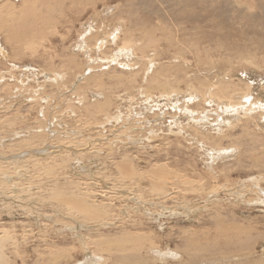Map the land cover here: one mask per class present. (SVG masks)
I'll list each match as a JSON object with an SVG mask.
<instances>
[{"label":"rangeland","instance_id":"374dc122","mask_svg":"<svg viewBox=\"0 0 264 264\" xmlns=\"http://www.w3.org/2000/svg\"><path fill=\"white\" fill-rule=\"evenodd\" d=\"M68 1L0 0V79L5 85L0 86V147L4 146L0 149V235L5 231L10 264H73L82 262L87 253L108 256L106 264H264V203L259 201L264 195L258 189L264 188V110L254 107L235 114L222 109L223 120L228 118L233 126L225 129L222 125L218 133L212 125L220 118L215 115L221 110L217 106L220 103L203 102L193 90L206 83L232 89L221 103L229 97L238 101L244 91L250 101L264 103V0ZM89 26L94 29L89 40L91 56L111 55L129 33L134 56L127 66L111 62L105 67L108 63L95 62V66L105 67L96 69L99 77L95 75L92 82L97 85L91 82L77 89L74 72L88 63L76 42ZM9 35L14 41L7 40ZM114 35L118 37L116 43L109 40ZM96 38L107 40L102 53L93 49ZM15 46L23 48L16 56ZM149 60L154 72L160 68L165 73L163 83L179 86L181 94L145 98L139 92L138 87L146 83L143 70ZM118 70L122 74L115 72ZM51 71L64 79L50 81ZM203 90L208 98L207 88ZM187 92L196 94L188 102L191 107L200 112L206 109V120L198 131L183 114L171 115L175 101L178 105L187 103ZM39 94L47 96L45 101L36 100ZM104 97L110 99V105L102 109L107 111H98V102ZM115 109L124 117L130 112H143L134 117L139 125L147 124L144 118L152 124L135 131L128 130L136 126L132 121L124 122L129 126L119 121L114 127L109 122L112 117L107 120L104 113L113 115ZM37 130L43 133L41 139L35 136ZM153 131L159 136H153ZM170 131L179 134L174 136ZM199 138L211 147L233 146V153L214 161L210 171V159ZM122 161L134 163L132 167L141 180L118 170ZM160 168L172 174L165 190L157 193L150 187V172ZM216 187L218 192L209 195ZM68 200L76 209L66 203ZM185 202L200 209L182 214L179 207ZM90 204L107 206L109 214L102 221L96 215H83V210L94 209ZM172 208L178 210V216L168 213ZM75 226L72 232L67 229ZM139 236L143 244L139 252L131 253L132 238ZM117 243H123V247L118 248ZM148 245L174 250L182 262H161Z\"/></svg>","mask_w":264,"mask_h":264},{"label":"bare ground","instance_id":"6f19581e","mask_svg":"<svg viewBox=\"0 0 264 264\" xmlns=\"http://www.w3.org/2000/svg\"><path fill=\"white\" fill-rule=\"evenodd\" d=\"M58 1V0H57ZM70 1V0H69ZM68 1V2H69ZM93 1V0H92ZM63 3V2H62ZM33 13V12H32ZM31 13V14H32ZM33 14H35V13H33ZM39 14V13H38ZM36 15V14H35ZM34 16V15H33ZM32 20V19H31ZM35 21V20H34ZM33 22V21H32ZM118 25V24H117ZM8 27V26H7ZM27 27V26H26ZM26 27H25V29H26ZM28 27H32L31 25L30 26H28ZM116 27V26H115ZM30 30V29H29ZM124 30V29H123ZM28 30H26V32H27ZM94 31V29H93V27L92 26H89V29H88V31L85 33V34H81V37H78V40H77V42H76V46L77 47H79V51L81 52V53H83V55H84V58H85V63L87 64V65H85L83 68H82V70L81 71H77V72H80L79 74H77L76 75V73L77 72H74L75 73V76L73 77L74 79H73V81L74 80H76L77 79V82H76V84H75V88H81V87H84V85L85 84H89V83H91L92 81H95V77L97 76V75H99V74H97V73H95L97 70V68H100V71H102L105 67H107L111 62H115V63H117L118 64V66L119 65H122V66H127L128 64V61L129 60H131L132 59V56H134L133 55V51H132V46H131V40H132V35H131V33H129V34H124V36H123V41H124V43L123 44H121L120 46H117V48L115 49V50H112V53H111V55H106V54H97L98 56H96V57H93V56H91V54H90V50L92 49V47H90V43H89V40L91 39V37H93V34H92V32ZM24 33H25V31H23ZM14 33V32H13ZM29 33H31L30 31H29ZM28 33V34H29ZM110 33V32H109ZM20 34H23V33H20ZM102 34V33H101ZM25 35V34H24ZM27 35V34H26ZM31 35V34H30ZM30 35H28L27 37H30ZM125 35H128L129 36V39L128 40H126V38H125ZM120 36H121V34H120ZM8 37V36H7ZM18 37V36H17ZM102 37H104V35L102 36ZM5 38V37H4ZM16 38V37H15ZM23 37H20V39H22ZM116 38L118 39V37L116 36V35H114L112 38H109V40H111L112 42H115L116 43ZM13 40L14 41V37L12 36V35H9V37H8V39L7 40ZM17 39V38H16ZM26 39V38H25ZM19 40V39H18ZM74 41V40H73ZM107 42V40H104V39H94V43L92 44V46H93V49L95 50V51H97L98 53H102V51H103V48L105 47L104 45H105V43ZM10 43V42H9ZM108 44V43H107ZM118 45V44H117ZM16 47V46H15ZM71 47V46H70ZM107 47V46H106ZM17 49L14 51V56H16V55H19V53L21 54V52H23V48L22 47H20V46H18V47H16ZM138 48V47H137ZM0 49L2 50L3 48H1V46H0ZM72 49V48H71ZM114 49V48H113ZM13 50H14V48H13ZM140 52H142V50H139ZM105 52V51H104ZM109 52V51H108ZM107 52V53H108ZM135 52H137V51H135ZM3 55V54H2ZM4 55H5V53H4ZM3 55V56H4ZM2 56V57H3ZM13 56V57H14ZM24 56V55H23ZM69 56V55H68ZM137 56V55H136ZM140 56V55H139ZM146 56V55H145ZM5 57V56H4ZM134 58V57H133ZM140 58H141V56H140ZM122 59H124V60H126V61H122ZM14 60H15V58H14ZM70 60V59H69ZM83 60V59H82ZM69 62V61H68ZM70 62L71 63H77L76 61H72V60H70ZM95 62H106V66L104 67L103 65H99V66H95ZM129 62H131V61H129ZM155 62V61H154ZM22 63V62H21ZM52 63V62H51ZM83 63V62H82ZM133 63V62H132ZM135 63V62H134ZM70 64V63H69ZM81 64V63H80ZM52 65V64H51ZM112 65V64H111ZM129 65H131V64H129ZM78 66V65H77ZM83 65H81V67H82ZM117 66V65H116ZM143 66H144V64H143ZM142 66V67H143ZM79 67V66H78ZM102 67V68H101ZM130 67V66H129ZM66 68V67H65ZM72 68H74V67H72ZM110 68V67H109ZM114 68V67H113ZM127 68V67H126ZM151 68H153V63L151 62V60H149V64H148V66L143 70V75H144V81L146 82L145 83V85L144 86H142V87H138V90H140L139 92L140 93H143L146 97L145 98H148V97H154V95H156V94H158L159 96H164V97H168V98H170L172 95H178L180 92H179V86L177 87V86H174V85H171L170 84V82H168L167 84L165 83H163V76H165L164 74V72L163 71H161V69L159 68L158 69V71H156V72H154ZM42 69V68H41ZM68 69V68H67ZM85 69H88V72H85V74L83 73L84 71H85ZM112 69V68H111ZM51 70V69H50ZM70 70V69H69ZM107 70V69H106ZM114 70H115V68H114ZM155 70V69H154ZM39 71H40V68H39ZM43 71V70H42ZM48 71V70H47ZM66 71V70H65ZM71 71V70H70ZM69 71V72H70ZM121 71V70H120ZM140 71V70H139ZM152 71L154 72V74H153V76H149V78H148V74L149 73H152ZM2 73H3V71H1ZM5 72V71H4ZM6 72H7V70H6ZM52 72V76L53 77H49V80L50 81H52V80H54L55 82H56V80L58 79V78H61L62 76H61V74H59L57 71H51ZM105 72V71H104ZM115 72H119V70L118 71H115ZM137 72V71H136ZM1 73V74H2ZM46 73V72H45ZM66 73V72H65ZM84 75H83V74ZM99 73H101V72H99ZM120 73V72H119ZM42 74H43V72H42ZM51 74V73H50ZM108 74V73H107ZM120 74H122V73H120ZM133 74H135V72H133ZM141 73H139V75H140ZM3 76H4V74H2ZM47 75H48V73H47ZM46 75V76H47ZM66 75V74H65ZM64 75V76H65ZM68 75V74H67ZM96 75V76H95ZM104 75V74H103ZM11 76V75H10ZM9 76V77H10ZM50 76V75H49ZM73 76V75H72ZM81 76V77H80ZM101 76H102V74H101ZM112 76V75H111ZM122 76V75H121ZM1 77V76H0ZM97 77H99V76H97ZM2 78V77H1ZM4 78V77H3ZM6 78H8L7 76H6ZM63 78V77H62ZM69 78V77H68ZM67 78V79H68ZM72 78V77H71ZM70 78V79H71ZM114 78H119V79H121V77L120 76H115L114 75ZM129 78H130V76H129ZM132 78V77H131ZM134 78V77H133ZM148 78V81H146V79ZM5 79V78H4ZM64 79V78H63ZM110 79V78H109ZM142 79V80H143ZM168 79V78H167ZM239 79V78H238ZM132 80V79H131ZM130 80V81H131ZM165 80V79H164ZM5 81V80H4ZM58 81V80H57ZM64 81V80H63ZM63 81H62V83H63ZM67 81V80H66ZM69 81V80H68ZM72 81V82H73ZM119 81V80H118ZM143 81V82H144ZM172 81V80H171ZM59 82H60V80H59ZM75 82V81H74ZM100 82H102L101 80H99V83ZM243 82V81H242ZM246 82V81H245ZM4 82H2V79H0V86L3 84ZM9 83V82H8ZM54 83V82H53ZM61 83V82H60ZM61 83V84H62ZM93 83V82H92ZM95 83V82H94ZM93 83V84H94ZM114 83V82H113ZM172 83V82H171ZM199 83V82H198ZM240 83V82H239ZM244 83V82H243ZM57 84V83H56ZM64 84V83H63ZM67 84V83H66ZM68 84H70V83H68ZM74 84V83H73ZM96 84V83H95ZM122 84V83H121ZM177 84V83H176ZM188 84V83H187ZM193 84V83H192ZM97 85V84H96ZM142 85V84H141ZM191 85V84H190ZM3 86H5L4 84H3ZM9 86V85H8ZM16 86V85H15ZM41 86V85H40ZM59 86H60V84H59ZM62 87H63V85H61ZM66 86V85H65ZM93 86V85H92ZM95 86V85H94ZM98 86H99V84H98ZM192 86H194V85H192ZM38 87V86H37ZM44 87V86H43ZM47 87V86H46ZM70 87V86H69ZM90 87V86H89ZM96 87V86H95ZM94 87V88H95ZM107 87H108V85H107ZM183 87V86H182ZM227 87V86H226ZM6 88V87H5ZM11 88V87H10ZM20 88V87H19ZM93 88V89H94ZM207 88V90H208V98H206V97H204V90L203 89H206ZM8 89V88H7ZM23 89V88H22ZM39 89V88H38ZM74 89V88H73ZM72 89V90H73ZM180 89H181V87H180ZM47 90V89H46ZM60 90V89H59ZM64 90V89H63ZM87 90V89H86ZM96 90V89H95ZM182 90V89H181ZM184 90V89H183ZM182 90V91H183ZM195 92H197V93H199L200 94V96H202V101L203 102H209V103H211L212 101H217L218 103H220V104H218L217 106H221L220 107V111H216V113H215V115H217L218 117H220L219 119H218V121H216V122H214V124L212 125V126H215V127H213L212 129H214V131H217L218 133H220L222 130H223V128H222V125H225L226 127H225V129L228 127L229 129L233 126L230 122H229V120H228V118L227 119H225V120H223V117H222V113H226V112H229V113H235V114H238V112L239 111H241V110H243V113L244 112H248V111H251V110H253V109H255V108H259L260 110H264V103L262 102V101H259L258 99H256V101H250L249 100V93L247 92V91H244L243 93H242V95L240 96V98H239V100L238 101H231V99H230V97L229 96H227V97H229L228 98V101L226 102V103H221L220 102V100L221 99H223V98H225L224 97V94L226 95V94H231V91H232V89H228V88H225V87H222V86H218V87H210V86H207V84L206 83H204V84H199V86L198 87H194V89H193ZM17 91V90H16ZM94 91V90H93ZM133 91V90H132ZM193 91V92H194ZM251 91V90H250ZM19 92V91H18ZM17 92V93H18ZM60 92V91H59ZM84 92V91H83ZM90 92V91H89ZM101 92V91H100ZM125 92H127V91H125ZM136 92V91H135ZM138 92V93H139ZM185 92V91H184ZM191 92V91H190ZM190 92H187V93H189V94H187V97H188V99L186 100L187 101V103H185V104H180V105H178L177 104V102L175 101V104L176 105H172V107H173V110H174V114H171L172 116H174L175 117V115H177V114H183V117H185V118H187L189 121H191L192 122V124L194 125V128H195V131H198V126L199 127H201V125L203 124L202 123V120H204V118H203V116H205V113H204V111L206 110H204L203 111V109H202V111L200 112L199 111V109H197V108H195V107H191V105H190V101L191 100H194L195 99V97H196V94L195 93H190ZM235 92V91H234ZM41 93V92H40ZM128 93H129V90H128ZM240 93V92H239ZM44 94V93H43ZM96 94H101V93H96ZM130 94V93H129ZM135 94V93H134ZM181 94V93H180ZM12 95V94H11ZM38 95V94H37ZM36 95V96H37ZM45 95H46V93H45ZM53 95V94H52ZM102 95V94H101ZM109 95V94H108ZM131 95V94H130ZM17 96V95H16ZM54 96H56V95H54ZM98 96V95H97ZM103 96V95H102ZM3 97V96H2ZM14 97V96H13ZM24 97H26V96H24ZM134 97V96H133ZM12 98V97H11ZM38 98L39 99H43V101H45V99L47 98V96H46V98L45 97H43L42 96V94L40 95L39 94V96L38 97H36V100L37 101H39L38 100ZM162 98V97H161ZM16 99V98H15ZM58 99V98H57ZM226 99V98H225ZM238 99V98H237ZM243 99H245V102L244 101H242ZM4 100V99H3ZM9 100V99H8ZM63 100V99H62ZM61 100V101H62ZM129 100L131 101V97L129 98ZM132 100H133V98H132ZM254 100V99H253ZM1 101H2V99H1ZM34 101V100H33ZM59 101V100H58ZM123 101V100H122ZM143 101V100H142ZM152 101H153V99H152ZM8 102V101H7ZM23 102V101H22ZM49 102V101H48ZM54 102V101H53ZM145 102V101H144ZM150 102V101H149ZM188 102H190V103H188ZM5 103V102H4ZM9 103H10V101H9ZM34 103H36V102H34ZM147 103V102H146ZM152 103V102H151ZM156 103V102H155ZM195 103V102H194ZM208 103V104H209ZM8 104V103H7ZM93 104V103H92ZM132 104V103H131ZM172 104V103H171ZM197 104H199V103H197ZM30 105V104H29ZM47 105V104H46ZM49 105V104H48ZM98 105L100 106L99 107V109H98V111H105L106 109H108V107H109V105H110V99L109 98H106V97H104V100L103 101H101V102H98ZM143 105H144V103H143ZM147 105V104H146ZM135 106H137V105H134V107ZM148 106V105H147ZM165 106V105H164ZM201 106H202V104H201ZM2 107V106H1ZM12 107V106H11ZM129 107V106H128ZM131 107V106H130ZM129 107V108H130ZM156 107H158V106H156ZM196 107H198V108H200L199 106H196ZM214 107V106H213ZM255 107V108H254ZM3 108V107H2ZM50 108V107H49ZM68 108V107H67ZM104 108H106L105 110H102V109H104ZM141 108H143L142 106H141ZM155 108V107H154ZM204 108V107H203ZM131 109H132V107H131ZM149 109H150V106H149ZM156 109V108H155ZM159 109V108H158ZM209 109V108H208ZM224 110V112H223V110ZM69 110V109H68ZM72 110V109H71ZM116 110V112H112L113 113V115H109L108 113H104V114H106L105 115V117H107V120H109V118H111V120H109V122H110V124L111 125H114V127H115V125H118V123H119V121H121L120 123L121 124H123V125H125V124H127L128 122H130V121H132V122H130V123H133V124H136V126H130L129 128H128V130L129 131H135V130H137V129H146V127L147 126H149V125H151L152 123L149 121V120H146V118H144L145 120H143V121H146V125H139V121L137 120V118H134V117H139V116H141V115H143L142 113L143 112H141V113H137V112H134V113H132V112H130V114L128 115V116H123L122 115V113L120 114V111H119V109L117 110V109H115ZM134 110V109H133ZM145 110H146V108H145ZM153 110V109H152ZM201 110V109H200ZM214 110V109H213ZM216 110V109H215ZM219 110V109H218ZM107 111V110H106ZM142 111V110H141ZM159 111V110H158ZM172 111V110H171ZM256 111V110H255ZM259 111V110H258ZM128 112V111H127ZM262 112V111H261ZM69 113V112H68ZM126 113V112H125ZM162 113V112H161ZM207 113V112H206ZM48 114V113H47ZM55 114V113H54ZM67 114V113H66ZM103 114V115H104ZM158 114V113H157ZM201 114V115H200ZM234 114V115H235ZM56 115V114H55ZM224 115V114H223ZM36 116V115H35ZM108 116H111V117H108ZM153 116V115H152ZM255 116H257V115H255ZM52 117V116H51ZM79 117V116H78ZM155 117V116H154ZM248 117V116H247ZM246 117V118H247ZM69 118V117H68ZM163 118V117H162ZM207 118V117H206ZM252 118V117H251ZM50 119H52V118H50ZM78 119V118H77ZM155 119V118H154ZM177 119V118H176ZM232 119V118H231ZM234 119H235V117H234ZM241 119V118H240ZM239 119V120H240ZM249 119V118H248ZM253 119V118H252ZM47 120V119H46ZM57 120V119H56ZM76 120V119H75ZM74 120V121H75ZM172 120V119H171ZM206 120V119H205ZM204 120V121H205ZM238 120V121H239ZM244 120H245V118H244ZM48 121V120H47ZM52 121H54V120H52ZM79 121H80V118H79ZM113 121V122H112ZM215 121V120H214ZM234 121V120H233ZM250 121V120H249ZM254 121V120H253ZM81 122V121H80ZM104 122V121H103ZM108 122V121H107ZM106 122V123H107ZM124 122H127V123H124ZM177 121L175 120V122L173 123V125H175V123H176ZM236 122V121H235ZM239 122H241L242 123V121H239ZM244 122V121H243ZM188 123V122H187ZM246 123V122H245ZM36 124H37V122H36ZM49 124V123H48ZM50 124H51V121H50ZM67 124V123H66ZM38 125V124H37ZM55 125V124H54ZM102 125V124H101ZM188 125V124H187ZM190 125V124H189ZM60 126V125H59ZM103 126V125H102ZM101 126V127H102ZM127 126H129V124H127ZM126 126V127H127ZM179 126V125H178ZM53 127H55V126H53ZM119 127H121V126H119ZM190 127H192V125H190ZM189 127V128H190ZM241 127V126H240ZM40 128V127H39ZM123 127H121V129H122ZM125 128V127H124ZM123 128V129H124ZM234 128H235V126H234ZM23 129V128H22ZM25 129V128H24ZM240 129H242V128H240ZM246 129V128H245ZM21 130V129H20ZM26 130V129H25ZM126 130V129H125ZM176 130V129H175ZM12 131V130H11ZM15 131V130H14ZM13 131V132H14ZM27 131V130H26ZM84 131V130H83ZM200 131V130H199ZM211 131V130H210ZM213 131V130H212ZM211 131V132H212ZM226 131V130H225ZM86 132V131H85ZM118 132V131H117ZM171 133H173V135L175 136V134L176 133H174L173 131H170ZM192 132V131H191ZM216 132V133H217ZM10 133H12V132H10ZM15 133V132H14ZM21 133H23V132H21ZM26 133V132H25ZM27 133H28V131H27ZM61 133H63V132H61ZM121 133V132H120ZM119 133V134H120ZM124 133V132H123ZM153 133H154V135L153 136H159L158 135V133L157 132H155V131H153ZM157 133V134H156ZM190 133V132H189ZM207 133H208V131H207ZM13 134V133H12ZM69 134V133H68ZM179 134V132L176 134V135H178ZM192 134H194V133H192ZM191 134V135H192ZM196 134V133H195ZM194 134V135H195ZM204 134V133H203ZM202 134V135H203ZM30 135H32L31 133H30ZM70 135V134H69ZM123 135H125V133L123 134ZM185 135H187V134H185ZM190 135V134H189ZM193 135V136H194ZM205 135V134H204ZM219 135V134H218ZM221 135H222V133H221ZM4 136V135H3ZM15 136V135H14ZM35 136L36 137H38V138H42L43 137V133L40 131V130H37V134H35ZM72 136V135H71ZM77 136V135H76ZM79 136V135H78ZM84 136V135H83ZM196 136H198V135H196ZM200 136V135H199ZM214 136V135H213ZM215 136H217V135H215ZM13 137V136H12ZM53 137H55V136H53ZM60 137V136H59ZM81 137V136H80ZM112 137H113V135H112ZM116 137V136H115ZM118 137V136H117ZM187 137H188V135H187ZM211 137V136H210ZM236 137V136H235ZM2 138V137H1ZM9 138V137H8ZM68 138V137H67ZM71 138V137H70ZM105 138V137H104ZM197 138V137H196ZM201 138V137H200ZM200 138L198 139L199 140V142H200ZM207 138V137H206ZM220 138V137H219ZM239 138V137H238ZM12 139V138H11ZM22 139H23V136H22ZM59 139H61V138H59ZM69 139V138H68ZM78 139V138H77ZM117 139H119V138H117ZM131 139V138H130ZM184 139V138H183ZM208 139V138H207ZM218 139V138H217ZM221 139V138H220ZM18 140V139H17ZM24 140H27V139H24ZM36 140V139H35ZM73 140V139H72ZM76 140V139H75ZM82 140V139H81ZM189 140H191V138L189 139ZM202 140L203 141H205L204 140V138H202ZM12 141V140H11ZM34 141V140H33ZM47 141V140H46ZM45 141V142H46ZM53 141H55V140H53ZM84 141V140H83ZM107 142H108V139L106 140ZM118 141V140H117ZM184 141H186V140H184ZM191 141H193V140H191ZM209 141V140H208ZM211 141V140H210ZM49 142V141H48ZM51 142V141H50ZM72 142V141H71ZM77 141H75V143H76ZM103 142H105V139H104V141ZM106 142V143H107ZM116 142V141H115ZM120 142V141H119ZM128 142V141H127ZM130 142V141H129ZM128 142V143H129ZM11 143L12 142H10L9 144L11 145ZM29 143V142H28ZM52 143V142H51ZM50 143V144H51ZM198 143V142H197ZM41 144V143H40ZM82 144V143H81ZM80 144V145H81ZM93 144V143H92ZM196 144V143H195ZM200 144H201V146H202V149L203 150H205L206 151V154H207V156H209L208 158L210 159V162L208 163V167L210 168V171H212V169H213V165H214V161H216L218 158H222V157H224V156H230V153L234 150V147L232 146V147H230V146H225V147H223V146H220V147H217V146H215V147H211V146H208V144H206V142L204 143V142H200ZM25 145V144H24ZM28 145V144H27ZM60 145V144H59ZM70 145V144H69ZM73 145V144H72ZM77 145H78V143H77ZM3 146V145H2ZM71 146V145H70ZM134 146V145H133ZM139 146H140V144H139ZM4 147V146H3ZM3 147H0V149L1 148H3ZM39 147H42V146H39ZM69 147V146H68ZM68 147H64V148H68ZM73 146H71V148H72ZM79 147V146H78ZM114 147V146H113ZM12 148V147H11ZM27 148H28V146H27ZM48 148V147H47ZM55 148V147H54ZM5 149V148H4ZM4 149H2V152H3V150ZM14 149V148H13ZM13 149L12 150H10L11 152L13 151ZM29 149V148H28ZM75 149H77L76 147H75ZM199 149V148H198ZM237 149V148H236ZM24 150V149H23ZM23 150H21L22 152H23ZM52 150V149H51ZM54 150V149H53ZM56 150V149H55ZM70 151H71V149H69ZM25 151V150H24ZM66 151V150H65ZM68 151V150H67ZM69 151V152H70ZM45 152V151H44ZM68 152V153H69ZM72 152V151H71ZM29 153V152H28ZM33 153H34V151H33ZM47 153V152H46ZM74 153V152H73ZM82 153V152H81ZM97 153V152H96ZM233 153V152H232ZM13 154V153H12ZM25 154V153H24ZM41 154H43V153H41ZM71 154V153H70ZM83 154V153H82ZM91 154V153H90ZM131 154V153H130ZM203 154V153H202ZM236 154V153H235ZM39 155V154H38ZM44 155V154H43ZM89 155V154H88ZM23 156V155H22ZM27 156V155H26ZM66 156H68V155H66ZM72 156V155H71ZM129 156V155H128ZM20 157V156H19ZM35 157V156H34ZM44 157V156H43ZM50 157V156H49ZM135 157V156H134ZM21 158V157H20ZM74 158H75V156H74ZM77 159L79 158V157H76ZM94 158V157H93ZM135 158H137V157H135ZM231 158V157H230ZM228 159V158H227ZM226 159V160H227ZM12 160V159H11ZM75 160V159H74ZM129 160V159H128ZM135 160H137V159H135ZM79 161V160H78ZM218 162H220V161H218ZM228 162V161H227ZM82 164V163H81ZM80 164V165H81ZM83 165V164H82ZM86 165V164H85ZM134 165V163H131L130 161H122V163H119V166H117V168H118V170H123V171H121L123 174H125V176L126 177H130V178H137V179H140V175L136 172V169H134L132 166ZM20 165H17L16 167L18 168ZM15 167V168H16ZM16 168V169H17ZM19 169H20V167H19ZM83 169H84V167H83ZM153 169V168H152ZM151 169V170H152ZM7 170H9V169H7ZM86 170H87V168H86ZM140 170V169H139ZM138 170V171H139ZM170 170V169H169ZM15 171V170H14ZM18 171V170H17ZM88 172V171H87ZM146 172V171H145ZM144 172V173H145ZM18 173V172H17ZM21 173V172H20ZM89 173V172H88ZM147 173V172H146ZM150 173H152V175H153V180H151L149 183H150V187H151V189H152V191L153 192H157V193H161L160 191H163V190H165V188H166V186H167V183H169L168 181H169V179H171L170 177H171V174L169 175V172L167 171V170H164V169H162V168H160V169H157V170H153L152 172H150ZM149 173V174H150ZM187 173H189V172H187ZM1 174V173H0ZM14 174V173H13ZM141 174V173H140ZM260 174V173H259ZM23 175V174H22ZM147 175H148V173H147ZM181 176H184V175H182V173L180 174ZM3 176V175H2ZM146 176V175H145ZM176 176V175H175ZM179 176V175H178ZM262 176V175H261ZM1 177V176H0ZM9 177V176H8ZM146 178V177H145ZM148 178V177H147ZM174 178V177H173ZM177 179H181V177H176ZM175 178V179H176ZM260 178V177H259ZM258 178V179H259ZM262 178V177H261ZM260 178V179H261ZM186 179H188V178H186ZM248 179V178H247ZM250 179V178H249ZM8 180V179H7ZM141 180V179H140ZM184 179H182V181H183ZM251 180H253V179H251ZM263 180H264V178H263ZM191 182H192V180H190ZM190 181H188V183L190 182ZM255 181V180H254ZM1 182H2V180H1ZM5 182V181H4ZM186 182V181H185ZM191 182L189 183L190 185H191ZM264 182V181H263ZM11 183V182H10ZM16 183H18V182H16ZM132 183V182H131ZM172 183V182H171ZM179 183V182H178ZM250 183V182H249ZM6 184V183H5ZM188 184V186H190ZM192 184H193V182H192ZM194 184H195V180H194ZM199 184V183H198ZM201 184H202V182H201ZM241 184V183H240ZM244 184V183H243ZM251 184H252V182H251ZM123 185V184H122ZM129 185H130V183H129ZM128 185V186H129ZM185 186L183 183L181 184V186ZM196 185V184H195ZM200 185V184H199ZM249 185V184H248ZM257 185V184H256ZM261 185H263V184H261ZM260 185V183H259V186H261ZM11 186V185H10ZM9 186V187H10ZM139 186V185H138ZM187 186V185H186ZM185 186V187H186ZM246 186V185H245ZM6 187H7V184H6ZM192 187V186H191ZM197 187V186H196ZM251 187V186H250ZM249 187V188H250ZM8 188V187H7ZM86 188H87V186H86ZM135 188H137V187H135ZM248 188V189H249ZM262 188H263V186H262ZM87 189H89V188H87ZM132 189V188H131ZM175 189V188H174ZM173 189V190H174ZM180 189V188H179ZM220 189V188H219ZM240 189V188H239ZM252 189H254V188H252ZM259 190H260V192L264 195V188L263 189H261V188H258ZM138 190V189H137ZM88 191V190H87ZM90 191H91V189H90ZM123 191V190H122ZM134 191V190H133ZM198 191V190H197ZM196 191V192H197ZM220 191V190H219ZM249 191H251V190H249ZM16 192V191H15ZM178 192V191H177ZM187 192V191H186ZM218 192V190H217V187L216 188H212L209 192H208V194L210 195V194H215V193H217ZM238 192V191H237ZM240 192V191H239ZM238 192V193H239ZM245 192V191H244ZM118 193H119V191H118ZM121 193V192H120ZM127 193V192H126ZM129 193V192H128ZM131 193V192H130ZM181 193V192H180ZM233 193V192H232ZM132 194V193H131ZM207 194V193H206ZM233 194H235V193H233ZM242 194V193H241ZM253 194H254V192H253ZM100 195V194H99ZM126 195V194H125ZM129 196V195H128ZM246 196V195H245ZM124 197V196H123ZM135 197H137V196H135ZM139 197V196H138ZM211 197V196H210ZM262 197V196H261ZM122 198V197H121ZM139 198H141V197H139ZM234 198V197H233ZM243 198V197H242ZM240 199V200H242L243 201V199ZM250 198V197H249ZM138 199V198H137ZM142 199V198H141ZM235 199V198H234ZM244 199H245V197H244ZM262 199V198H261ZM131 200V199H130ZM140 200V199H139ZM210 200V199H209ZM208 200V201H209ZM227 200V199H226ZM254 200V198H252V201ZM143 201V200H142ZM232 201V200H231ZM237 201V200H236ZM255 201H257V200H255ZM260 202H263L264 203V199L263 200H259ZM65 202V201H64ZM247 202V201H246ZM66 203L67 204H69V206L72 208V209H76V206L71 202V201H66ZM65 203V204H66ZM210 203V202H209ZM248 203V202H247ZM152 204V203H151ZM154 204V203H153ZM193 204V203H192ZM207 204V203H206ZM244 204H246V203H244ZM262 204V203H261ZM135 205V204H134ZM158 205V204H157ZM202 205V204H201ZM200 205V206H201ZM264 205V204H263ZM90 206L92 207V208H94V209H90V210H83V215H96V218H98L99 220H103V219H105V216L106 215H108L109 214V212H108V207L106 208L105 206H100V207H98L96 204H90ZM156 206V205H155ZM142 207V206H141ZM159 207V206H158ZM162 207V206H161ZM195 209H194V208ZM198 207V206H197ZM204 207V206H203ZM206 207V206H205ZM144 208V207H143ZM143 208H141V210L143 209ZM207 208V207H206ZM179 209L181 210V211H179V212H182V214L183 213H185V214H190V213H195V211H196V209H197V211H198V209H200V208H196V206H194V205H190V204H188L187 202H185L184 204H183V206H181V207H179ZM205 209V208H204ZM143 211V210H142ZM168 211V210H167ZM162 212H165V211H162ZM159 213H160V211H159ZM168 213H170V215L171 216H173V215H176V216H178V210L177 209H175V210H173V208L172 209H170V212H168ZM165 214V213H164ZM163 214V215H164ZM124 215V214H123ZM162 215V216H163ZM168 215V214H167ZM151 216V215H150ZM160 217V216H159ZM175 217V216H174ZM174 217H172V218H174ZM92 220H94V218H91ZM102 224H107V222H105V221H103V223ZM107 226V225H106ZM81 227V226H80ZM67 228V227H66ZM76 228V226L75 227H69V228H67L68 230H74ZM67 230V231H68ZM2 232V231H1ZM72 232V231H71ZM192 239V238H191ZM190 240V239H189ZM5 241H6V233H5V231H3V233H2V235H0V264H10V262H9V260H8V258H7V255H6V252H5V248H6V245H5ZM194 241V240H193ZM142 244H143V242L141 241V236H139V239H136V237H133L132 238V241H131V245H130V252L131 253H137V252H139V250H140V248H141V246H142ZM117 245V247L118 248H121V247H123V243H117L116 244ZM191 245H193V246H195L196 245V243L194 244L193 242H192V244ZM109 247V246H108ZM108 247H107V249H106V251H108ZM110 247H112V248H114V246L113 245H110ZM148 249L149 250H153V251H155L156 252V256L159 258V260L161 261V262H170V261H172V262H179V263H181L182 262V257H181V255H180V257H179V255H178V253L176 252V251H174V250H172V251H169V250H166V249H160V247H157V246H154V245H148ZM86 255V257L83 259V261L82 262H79V261H77V262H75V263H73V264H106V262H107V260H109V257L107 256L106 258H104V257H102V256H100V255H97V254H92V255H89V253H87V254H85ZM156 258V257H155ZM152 259H154V258H152Z\"/></svg>","mask_w":264,"mask_h":264}]
</instances>
